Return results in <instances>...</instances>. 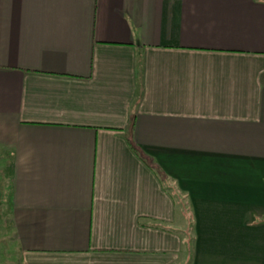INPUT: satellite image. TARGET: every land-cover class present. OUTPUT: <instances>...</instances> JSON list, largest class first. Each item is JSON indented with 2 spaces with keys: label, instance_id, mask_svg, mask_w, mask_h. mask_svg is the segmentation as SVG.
Returning a JSON list of instances; mask_svg holds the SVG:
<instances>
[{
  "label": "crops",
  "instance_id": "crops-1",
  "mask_svg": "<svg viewBox=\"0 0 264 264\" xmlns=\"http://www.w3.org/2000/svg\"><path fill=\"white\" fill-rule=\"evenodd\" d=\"M2 150L12 264H264V0H0Z\"/></svg>",
  "mask_w": 264,
  "mask_h": 264
},
{
  "label": "rangeland",
  "instance_id": "rangeland-1",
  "mask_svg": "<svg viewBox=\"0 0 264 264\" xmlns=\"http://www.w3.org/2000/svg\"><path fill=\"white\" fill-rule=\"evenodd\" d=\"M10 161V153L5 150L0 151V264H12V260L17 255L13 230L8 222L11 203ZM186 210L189 212L188 209ZM187 226L189 227V225ZM185 236L186 238L191 236L188 229L185 232Z\"/></svg>",
  "mask_w": 264,
  "mask_h": 264
},
{
  "label": "trees",
  "instance_id": "trees-1",
  "mask_svg": "<svg viewBox=\"0 0 264 264\" xmlns=\"http://www.w3.org/2000/svg\"><path fill=\"white\" fill-rule=\"evenodd\" d=\"M133 122H134V119H132V121H131V126H133ZM130 145H131L132 150H133L136 154H138L137 149H136L131 143H130ZM151 169H152V168H151ZM156 173L158 174V178L160 179L161 182H162V181H163V182L166 181V179H165L161 174H159L157 171H156ZM173 197H174L175 202H176L178 205H180L181 210H182V214H183L184 218H185V219H186V218L189 219L188 221H187V219H186V221H187V223H188V225H189V227H190V229H189V227H188L187 229H188L189 232L191 233V236H189L188 238H186V240L184 241V246L186 247V251H187L188 256L191 257L192 254H193V244H194V238L192 237L193 217H192V215L190 214V212H188V211L186 210V209H188V207H187L188 204H186V202L183 203V199L181 198V196L179 195V193L175 191ZM8 222L10 223V225H12V223H11V221H10V217L8 218ZM11 229H12V226H11ZM13 237H14L15 247H16V250H17L16 240H15L16 238H15L14 233H13Z\"/></svg>",
  "mask_w": 264,
  "mask_h": 264
}]
</instances>
